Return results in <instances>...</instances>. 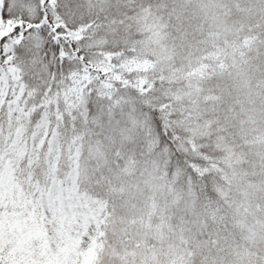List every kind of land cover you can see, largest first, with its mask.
I'll use <instances>...</instances> for the list:
<instances>
[{
	"label": "snow or ice",
	"instance_id": "6c2138e0",
	"mask_svg": "<svg viewBox=\"0 0 264 264\" xmlns=\"http://www.w3.org/2000/svg\"><path fill=\"white\" fill-rule=\"evenodd\" d=\"M0 264H264V0H0Z\"/></svg>",
	"mask_w": 264,
	"mask_h": 264
}]
</instances>
